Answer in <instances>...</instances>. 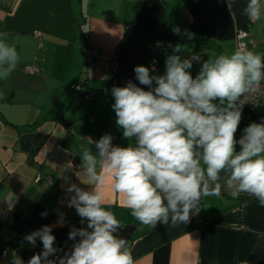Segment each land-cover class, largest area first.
Wrapping results in <instances>:
<instances>
[{
  "label": "crops",
  "instance_id": "1",
  "mask_svg": "<svg viewBox=\"0 0 264 264\" xmlns=\"http://www.w3.org/2000/svg\"><path fill=\"white\" fill-rule=\"evenodd\" d=\"M247 2L233 0L232 17L227 0H0V33L8 34L20 57L11 76L0 80V223H6L9 246L0 264H12L13 252L25 264L41 253L39 239L33 246L24 238L45 225L52 226L58 249L49 259L73 250L80 238L69 239V232L86 228L87 221L68 207L74 193L66 189L92 188L76 175L80 153L85 147L96 153L89 140L105 134L114 146L129 145L116 124L112 89L131 81L150 90L134 69L150 68L152 49L172 55L179 45L182 58L200 55L189 69L194 78L205 60L236 50L237 28L248 33L247 50L264 55V18L251 22L243 13ZM85 45L101 54L87 86L100 89L110 76L107 93L94 100L69 89L83 77ZM164 72L165 64L151 74ZM252 122H264V103L242 113L237 140ZM105 200V209L124 225L118 235L127 240L134 264H264V207L254 196L234 199L222 189L219 197H202L188 223L155 229L136 220L110 188Z\"/></svg>",
  "mask_w": 264,
  "mask_h": 264
},
{
  "label": "clouds",
  "instance_id": "2",
  "mask_svg": "<svg viewBox=\"0 0 264 264\" xmlns=\"http://www.w3.org/2000/svg\"><path fill=\"white\" fill-rule=\"evenodd\" d=\"M227 6L233 17V0H227ZM243 13L251 22L260 21L264 3L248 0ZM173 32L179 34V28ZM187 35L192 38L194 33ZM181 51L179 45L174 47L162 75H152L154 69L143 65L135 67L136 79L150 90L131 81L113 87L116 124L129 145L114 146L109 134L89 140L97 152L83 148L82 171L76 175L92 188L71 184L66 189L74 193L68 207H75L87 227L69 232V239H80L70 253L55 260L49 259L58 252L52 226L26 235L33 246L37 239L43 245L27 264H134L127 240L118 235L124 225L104 207L109 188L136 220L154 229L158 223L173 228L188 223L201 198L219 197L222 189L234 199L254 196L264 207V122L250 123L239 140L235 137L242 119L241 97L261 92L264 84V55L241 46L230 55L205 60L194 78L189 71L192 60L182 58ZM19 59L8 34L0 33V80L11 76ZM71 168L69 163L65 171ZM63 219L61 214V226ZM12 264L25 262L13 252Z\"/></svg>",
  "mask_w": 264,
  "mask_h": 264
},
{
  "label": "built area",
  "instance_id": "3",
  "mask_svg": "<svg viewBox=\"0 0 264 264\" xmlns=\"http://www.w3.org/2000/svg\"><path fill=\"white\" fill-rule=\"evenodd\" d=\"M38 34V33H37ZM247 36L248 33L244 29L237 28L235 31V46L236 50L243 46L244 48L247 49ZM83 55H84V62H83V77L80 78L79 82H75L71 88L74 91H85L84 86H82V82L84 79H89L92 71L96 65V62L101 58L100 51L94 47L91 46H84L83 47ZM198 57L199 59H196ZM188 59L192 60V63H199L201 61L200 55L197 54H192ZM156 60L155 58H151L149 61V67L151 69H155L156 65ZM107 80H110V76L106 77ZM103 93H107V90L104 89ZM94 92H88L86 93L87 99H90L93 96ZM241 103L242 108L241 111L242 113L248 109H251L255 107L256 105L260 103H264V84H262L261 92L258 93H248L245 94V96L241 97ZM5 228H6V223L2 222L0 223V256H4L9 252V246L7 243L4 241V233H5Z\"/></svg>",
  "mask_w": 264,
  "mask_h": 264
},
{
  "label": "trees",
  "instance_id": "4",
  "mask_svg": "<svg viewBox=\"0 0 264 264\" xmlns=\"http://www.w3.org/2000/svg\"><path fill=\"white\" fill-rule=\"evenodd\" d=\"M171 55L170 51L168 49H162V48H155L152 49L151 53H150V59L151 58H155L156 60V68L154 69L153 74H157L158 73V69L160 67H162L165 64L166 58L167 56ZM150 61V60H149ZM84 62V61H83ZM80 81V78L77 79V82ZM107 84H109V80L104 79V86L100 89H92L90 87L87 86V79L82 82V86H84L85 91H74L71 87H69L70 90H72V92L75 95H81L83 96V98H87L86 93L93 91L94 94L93 96L89 99V100H94L100 93H103V90L106 89L107 90ZM106 94V93H103Z\"/></svg>",
  "mask_w": 264,
  "mask_h": 264
},
{
  "label": "rangeland",
  "instance_id": "5",
  "mask_svg": "<svg viewBox=\"0 0 264 264\" xmlns=\"http://www.w3.org/2000/svg\"><path fill=\"white\" fill-rule=\"evenodd\" d=\"M83 59H84V55H83ZM89 80V79H88Z\"/></svg>",
  "mask_w": 264,
  "mask_h": 264
}]
</instances>
